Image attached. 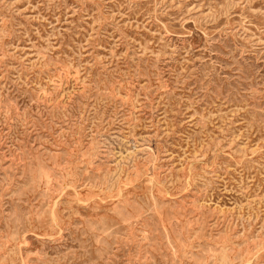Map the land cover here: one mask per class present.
Instances as JSON below:
<instances>
[{
	"label": "rangeland",
	"instance_id": "374dc122",
	"mask_svg": "<svg viewBox=\"0 0 264 264\" xmlns=\"http://www.w3.org/2000/svg\"><path fill=\"white\" fill-rule=\"evenodd\" d=\"M0 264H264V0H0Z\"/></svg>",
	"mask_w": 264,
	"mask_h": 264
}]
</instances>
